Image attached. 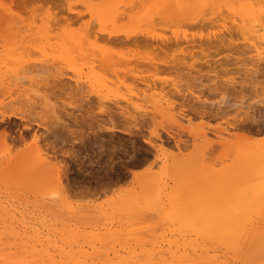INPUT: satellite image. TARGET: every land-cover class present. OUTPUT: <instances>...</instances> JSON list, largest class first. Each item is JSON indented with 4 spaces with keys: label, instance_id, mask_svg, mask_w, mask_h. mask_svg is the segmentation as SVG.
I'll return each instance as SVG.
<instances>
[{
    "label": "rangeland",
    "instance_id": "374dc122",
    "mask_svg": "<svg viewBox=\"0 0 264 264\" xmlns=\"http://www.w3.org/2000/svg\"><path fill=\"white\" fill-rule=\"evenodd\" d=\"M71 1L69 3L73 2L76 8L68 2L70 7L67 6L65 0H0V232H3V223L9 226V218L25 214L26 218L33 216L44 225L45 232L52 229L50 233L59 239L58 245H64L65 251L70 248L86 252L98 249L103 259V254L104 257L107 254V258L113 256L112 250H118L119 256L134 252L148 256L153 250L160 249L166 257L169 256L168 249H203L218 255L219 261L250 264L245 259L248 250H253L250 242H246L247 246L239 243L238 250L232 252L228 247H215V250L204 221L202 228L199 219L196 229L187 231L178 225L169 227L154 211L137 214L133 209L125 213L122 201L138 198L141 206L143 196L152 192L145 189L148 180L158 182L159 188L167 183L164 192L175 193L178 189L174 169L194 161V170L197 168V173H204L205 179L197 194V197L203 195L200 199H205L200 201L196 197L195 200L206 203L209 196L205 195L216 185L220 188H215L218 194L214 202H219L217 206L220 205L221 211L234 200L237 207L248 200L247 209L251 212L245 217L253 222L246 224V230L255 235L262 227L260 233L263 235L258 234L264 237V176L239 182L236 172L241 160L234 152L241 146L264 147V0H208L211 2L208 6L190 4L176 12H167V6L156 5L155 0L140 5L134 1L137 6L132 2L133 6L125 7L132 8V11L128 10L131 13L124 7L119 8L122 13L117 11L116 21L122 20L120 23L108 21L109 29L107 24H104L105 28L94 22L91 29L93 24L87 18L84 0ZM114 1L118 8L120 0ZM130 1L125 0L126 3ZM147 4L153 7L151 12L156 13L154 21L151 12L146 11ZM139 12L145 17H138ZM83 29H88V33L93 29L100 33L92 32L96 38L92 36L80 46L83 42L80 40L87 32ZM93 48L98 52L95 53ZM89 49L94 51L93 54ZM99 56L102 59L108 57L109 60H105L115 61L117 65L109 66L107 61L108 66L105 61L101 65ZM253 71L256 72L253 74ZM35 74L38 78L33 77ZM143 89L146 90L145 97L133 95ZM17 95L19 98H15ZM27 96L33 103L29 111L26 108L31 103ZM128 97H133L131 102L139 106L138 112L130 111L133 109L125 101ZM11 98L19 99V103L26 101V104L22 103L25 113L18 101ZM9 100L16 104L13 107L11 103L7 105ZM158 105L159 108H154ZM170 108L174 111L165 114L164 109ZM16 112L22 117L19 120L10 117ZM4 116H8L7 119H3ZM173 116H183L182 128L175 127L171 120ZM22 131L24 137H18L22 136ZM17 137L22 141L19 142ZM33 142L44 151L47 165L43 168V164L34 161ZM17 153L21 155L15 159ZM55 167L65 171L60 174L63 187L60 193L53 192L57 195L51 199L50 193L55 189L49 193V187L52 189L54 185L52 175L55 173L52 171ZM228 171L232 179L228 178ZM221 175L226 185L232 180L227 188L233 187L232 184L239 186L236 183L242 185L235 187L237 190L230 188L231 194L229 189L221 188L224 183ZM247 184L250 187L245 191ZM226 191V195L222 194ZM227 194H231L233 200ZM237 198L242 203L239 204ZM251 198L257 200L252 203ZM219 208L215 212L214 203L215 215L219 214ZM257 211L262 212L258 214ZM197 213L201 217L206 215L200 210ZM138 232H145L147 236ZM259 236L256 234L255 237L258 239ZM243 251L246 252L242 254ZM54 252L57 254L59 250Z\"/></svg>",
    "mask_w": 264,
    "mask_h": 264
},
{
    "label": "bare ground",
    "instance_id": "6f19581e",
    "mask_svg": "<svg viewBox=\"0 0 264 264\" xmlns=\"http://www.w3.org/2000/svg\"><path fill=\"white\" fill-rule=\"evenodd\" d=\"M66 2V4H67V2H68V4H71V5H73L74 6V3L72 2V3H69V0L67 1V0H65ZM134 1H136V2H138L139 4H137V5H140V4H142V3H144V2H146L147 0H131L130 2H128V3H126L125 2V0H120V1H118V3L119 2H121L120 3V5H119V7L117 8L116 7V5L117 4H115V1L114 0H84V6H85V11H86V14H87V18L89 19V21L92 23V22H94L96 25H99V26H104L105 27V25L104 24H107L106 25V27L107 26H110V24L109 23H107L108 21H111V22H116V23H120V20H122V19H120L119 20V22H117L116 20L118 19V17H119V15H117L118 13H117V11L119 12V8L121 7V8H123L124 7V9H125V7L126 6H128V4L129 5H132L133 6V4L135 3ZM154 1V0H153ZM132 2H134L133 4H131ZM155 2H157V4L155 3ZM154 3L156 4V5H162V4H165L166 6H167V12H170V11H173V12H176V10H180V8H182V7H185V6H188V5H190L191 4V6L192 5H194V6H208L211 2L210 1H208V0H155L154 1ZM65 4V5H66ZM67 4V6H69ZM78 4V3H77ZM149 4H150V2H149ZM149 4H147V5H149ZM78 5H81L80 3L78 4ZM135 5H136V3H135ZM136 5V6H137ZM151 5V4H150ZM150 5L148 6V8H147V12L149 11V12H151V8H153L152 6L150 7ZM83 6V7H84ZM219 6H220V4H219ZM70 7V6H69ZM129 7V6H128ZM127 7V8H128ZM131 7V6H130ZM135 7V6H134ZM145 7H147L146 5H145ZM71 8H72V6H71ZM73 8H76L75 6L73 7ZM72 8V9H73ZM125 9V10H127V12H128V10L130 11H132V8L130 9V8H128V9ZM141 8H143V7H141ZM206 8V7H205ZM146 9V8H145ZM158 8H156L155 9V11L157 10ZM68 10V9H67ZM182 10V9H181ZM204 10V9H203ZM68 11H70V10H68ZM154 11V12H155ZM124 12V11H123ZM126 12V11H125ZM157 12V11H156ZM160 11H158V13H159ZM76 13H77V11H76ZM76 13H74V14H76ZM79 13H80V11H79ZM119 13H122L121 11L119 12ZM128 13H131V12H128ZM133 13V12H132ZM78 14V13H77ZM76 14V15H77ZM85 14V13H84ZM127 14V13H126ZM151 16H154L155 14H153V12H151ZM78 15H80L81 16V13L80 14H78ZM124 15V13L122 14V16ZM138 17H145V16H143L142 15V13H138ZM161 15H163L162 13H161ZM86 16V15H85ZM125 16V15H124ZM137 15H135V17H136ZM82 17H83V13H82ZM127 17H128V14H127ZM126 17V18H127ZM131 17V16H130ZM133 17V16H132ZM158 17H159V15H158ZM161 18H163V16H160ZM159 17V18H160ZM166 17V16H165ZM167 17H168V15H167ZM80 17L78 16V19H79ZM154 18V19H153ZM153 18H151L153 21L156 19V17L154 16ZM170 18V17H169ZM263 18V17H262ZM125 19V18H124ZM123 19V20H124ZM135 19V18H134ZM171 19V18H170ZM128 20V19H127ZM131 20H132V18H131ZM152 20H150V21H152ZM166 20H169L168 18L166 19ZM129 21V20H128ZM134 21V20H133ZM132 21V22H133ZM160 21V20H159ZM170 21H172V20H170ZM89 22V23H90ZM126 23H128L127 21H125ZM129 23H130V21H129ZM147 23V22H146ZM93 24V23H92ZM92 24H90V25H92ZM95 24H93L92 26L93 27H91V29L92 28H94V25ZM109 24V25H108ZM131 24V23H130ZM133 24V23H132ZM149 24H150V22H149ZM260 24V23H259ZM89 25V24H88ZM89 25V26H90ZM144 25V24H143ZM147 25V24H146ZM103 27V28H104ZM105 27V28H106ZM148 27H149V25H148ZM87 28H89L90 29V27H88L87 26ZM150 28V27H149ZM107 29H109L108 27H107ZM113 29H115V27H113ZM84 30V29H83ZM86 30V29H85ZM84 30V31H85ZM94 30V29H93ZM92 30V32H95V30L93 31ZM101 30H104V29H101ZM87 32H85L86 34H85V36H79V38L80 37H82V40H80V42H82V43H80V46H81V44H86L85 42H87L89 39H90V37H94V38H96L95 37V35H93L92 34V32L90 33H88V29L86 30ZM97 33H98V31H96ZM96 32H95V34H96ZM100 33V32H99ZM98 33V34H99ZM97 34V35H98ZM105 34H107L108 35V33H105ZM115 35V34H114ZM109 36H111V34H109ZM113 36V35H112ZM154 36V35H153ZM152 36V37H153ZM129 37V36H128ZM83 38H84V40H83ZM160 38H163L162 36H160ZM81 39V38H80ZM85 39H86V41H85ZM178 39V36L176 37V40ZM95 40V39H94ZM96 41H97V39H96ZM79 47V46H78ZM78 47H76V48H78ZM81 48H83V46L81 47ZM91 48V47H90ZM95 48V47H94ZM93 48V50L95 51V53L96 52H98L97 51V48H96V50ZM86 49V48H85ZM92 49V48H91ZM90 50V49H89ZM78 51V50H77ZM84 51V50H83ZM90 51H92V50H90ZM89 51V52H90ZM94 51H92L91 53L93 54V52ZM84 52H87L88 53V51H84ZM91 53H89V54H91ZM80 54V53H79ZM86 54H84V56H85ZM82 56V55H81ZM260 57V56H259ZM103 57H101V56H99V59H101L99 62H101L102 63V61H103V63H105L107 60H105V59H108V57L107 58H105V59H102ZM261 58V57H260ZM258 60H261V59H259V58H257ZM109 60V59H108ZM111 60V59H110ZM114 60V59H113ZM257 60V61H258ZM105 61V62H104ZM117 61V60H116ZM108 62V61H107ZM107 62H106V66H116L117 65V63L114 61V62H108V65H107ZM258 62H260V61H258ZM103 63L101 64V65H103ZM261 64H262V62H261ZM256 66H257V64H256ZM259 66V65H258ZM264 66V65H263ZM260 67H262V66H260ZM257 68V67H256ZM43 70V69H42ZM41 69H40V71H42ZM45 70V69H44ZM254 70H258V69H254ZM35 71V70H34ZM33 72V71H32ZM31 72V73H32ZM36 72H38V70L36 71ZM36 72H34V73H36ZM44 73H45V71H43ZM254 72H256V71H253V74H254ZM30 73V72H29ZM33 74V73H32ZM39 75L41 74V72L40 73H38ZM43 74V73H42ZM97 74V73H96ZM30 75V74H29ZM28 75V76H29ZM35 75H36V77H35ZM35 75H33V77L34 78H38L37 77V74H35ZM38 75V76H39ZM89 75V74H88ZM103 75V74H102ZM27 76V75H26ZM98 78H99V76H98V74L96 75ZM43 77H46V76H41L40 78H43ZM25 78V77H24ZM27 78V77H26ZM39 78V79H40ZM21 79H23V77H21ZM20 78H19V81L18 82H20V80H21ZM38 79V80H39ZM45 79V78H44ZM82 79V78H81ZM102 79V78H101ZM103 79H104V77H103ZM24 80V79H23ZM42 80V79H41ZM47 80H48V78H47ZM50 80V79H49ZM48 80V81H49ZM83 80V79H82ZM14 81V80H13ZM17 81V80H16ZM27 81H28V79H27ZM104 81H105V79H104ZM17 82V83H18ZM24 82V81H23ZM50 82V81H49ZM89 82H91V81H89ZM104 84V83H103ZM85 85V84H84ZM106 85V84H105ZM107 87H111V86H107ZM118 87V86H117ZM121 87V85L119 86V88ZM84 88H85V86H84ZM87 88V87H86ZM115 88V87H114ZM122 88V87H121ZM112 90V89H111ZM117 90V89H116ZM121 90V89H120ZM132 90V89H131ZM119 91V90H118ZM132 91H134V90H132ZM113 92H114V90H113ZM120 92V91H119ZM135 92V91H134ZM159 92H161L162 93V91L160 90ZM118 93V92H117ZM122 93V92H121ZM121 93H119L120 94V96H122L123 95V98L125 97L124 96V94H122L121 95ZM160 93V94H161ZM119 94H117V96L119 95ZM98 95V94H97ZM96 95V96H97ZM101 95V94H100ZM133 95L134 96H139V95H142V97H145L146 96V90L145 89H143V90H141V92L140 93H133ZM162 95V94H161ZM20 96V95H19ZM19 96L17 95V97H15V98H19ZM102 96H104V94L102 95ZM101 96V97H102ZM151 96V95H150ZM109 97V96H108ZM140 97V96H139ZM164 97V96H163ZM28 98H31V97H29V96H27V101H28ZM133 98V97H132ZM132 98L131 97H128L125 101L126 102H129L128 103V105L133 109V110H131L130 109V111L132 112V113H135V112H138V110L137 109H140L139 108V106H137V105H135L134 104V102H131V100H132ZM12 99V98H11ZM25 99V98H24ZM162 99V98H161ZM13 100H15V102H17L18 101V103H19V99H12V101ZM17 100V101H16ZM136 100V99H135ZM167 100V99H166ZM10 101V102H9ZM9 101H6L7 102V105H9L10 103H11V105H12V107H13V104H16L15 102H13V104H12V101L11 100H9ZM21 101H23V99L21 100ZM20 101V102H21ZM137 101V100H136ZM168 101V100H167ZM166 101V102H167ZM24 102V104H26V101L24 100L23 101ZM23 102H21V103H19L20 105H21V108L23 109V107L22 106H25V105H23L22 103ZM32 102V100L29 102L28 101V103H31ZM169 102V101H168ZM119 103V102H118ZM137 103V102H136ZM33 103H31V104H27L28 106V108H26V110H28L29 111V108L31 107V105H32ZM34 104H35V102H34ZM157 104H158V102H157ZM170 104V103H169ZM6 105V104H5ZM11 105L10 106H8V108H9V110H10V107H11ZM155 105V104H154ZM171 105V104H170ZM30 106V107H29ZM33 106V105H32ZM123 106V105H122ZM6 107V106H5ZM130 107H128V108H130ZM142 107V106H141ZM148 107V106H147ZM160 106L158 105V106H155L154 108H159ZM7 108V109H8ZM32 109V108H31ZM142 109V108H141ZM151 109V108H150ZM19 110H21L20 108H19ZM123 110V109H122ZM128 110V109H127ZM155 110V109H154ZM157 110V109H156ZM158 110H162V109H158ZM164 110H166V111H164V113L165 114H168V113H170V112H173L174 110L172 109V108H170V109H164ZM23 112H24V109L22 110ZM21 111V112H22ZM33 111V110H32ZM125 111V110H124ZM129 111V110H128ZM129 111V112H130ZM141 111V110H140ZM143 111H145V110H143ZM15 112V111H14ZM155 112H157V111H155ZM264 112V111H263ZM18 112H16V113H12L11 115H10V117L12 118V117H14V118H22V117H19L18 116V114H17ZM25 113V112H24ZM17 114V115H16ZM140 114V113H139ZM7 115V114H6ZM32 115H34V113L32 114ZM31 115V116H32ZM130 115H131V113H130ZM133 115V114H132ZM173 115V114H172ZM261 115V114H260ZM6 116H4L3 117V119L5 118ZM8 117V116H7ZM7 117H6V119H7ZM9 117V118H10ZM23 117H25V116H23ZM13 118V119H14ZM172 119V122H173V124L175 125V127H177V128H182V122H183V116H178V117H171ZM23 119H25V118H23ZM30 119V118H29ZM1 120V119H0ZM12 120V119H11ZM19 120V119H18ZM28 120V119H27ZM33 120V119H32ZM36 120H37V118H36ZM16 121V120H15ZM28 121H30V120H28ZM260 121H261V119H260ZM84 122V121H83ZM259 122V121H258ZM14 123V122H13ZM26 123V122H25ZM25 123H24V125H25ZM28 123V122H27ZM2 124V123H1ZM6 124V123H5ZM23 124V123H22ZM32 124V123H31ZM87 124V123H86ZM85 123H84V125H86ZM116 124V123H115ZM29 125V124H28ZM114 125V124H113ZM260 125V124H259ZM5 126V125H4ZM3 126V127H4ZM100 126V125H99ZM260 126H262V125H260ZM110 127V126H109ZM8 128V127H7ZM25 128H28L27 127V125L25 126ZM91 128V127H90ZM92 129V128H91ZM95 129H97L96 127H95ZM259 129V128H258ZM4 130V129H3ZM7 130V129H6ZM9 130V129H8ZM19 130H21L20 128L18 129V131ZM104 130V129H103ZM23 131H24V128H23ZM22 131V136H18V137H24L23 136V132ZM96 131V130H95ZM99 131V130H98ZM27 132H28V129H27ZM29 132H30V130H29ZM110 132V131H109ZM113 132H115V131H113ZM13 133V132H12ZM17 133V132H16ZM26 133V132H25ZM33 133H35V132H33ZM108 133V132H107ZM192 133H194V135H196V132H191V134ZM5 134H6V132H3L2 133V135L3 136H5ZM30 134H31V132H30ZM82 134V133H81ZM95 134L96 135H98V133H96L95 132ZM111 134V133H110ZM114 134V133H113ZM19 135H21V132H20V134ZM33 135V134H32ZM36 135V134H35ZM193 135V136H194ZM7 136H8V132H7ZM37 137H38V135H36ZM199 136H200V134H199ZM6 137V136H5ZM17 137V138H18ZM35 137V136H34ZM97 137V136H96ZM89 138V137H88ZM3 139H4V137H3ZM6 139V138H5ZM11 139V138H10ZM18 139H20V138H18ZM18 139H16V140H18ZM22 139V138H21ZM19 140V142H21L22 140ZM80 139V138H79ZM162 139V138H161ZM16 140H14V141H16ZM158 140V139H157ZM4 141V140H3ZM14 141H12V143L14 142ZM24 141V140H23ZM80 141H81V139H80ZM83 141V140H82ZM96 141V140H95ZM150 141V140H149ZM85 142V141H84ZM163 142V141H162ZM14 144V143H13ZM39 144V143H38ZM157 144V143H156ZM12 145V144H11ZM16 145V144H15ZM21 145V144H20ZM31 145V144H30ZM32 146V148L34 149L33 151H35V159H34V161H36L37 162V164L38 165H40V164H43V166L41 167V168H43L44 167V165H47L45 162H44V157H43V150L42 149H40V148H38L37 146H36V143H34L33 142V145H31ZM81 146V145H80ZM82 146H84V144L82 145ZM257 146V145H256ZM263 146V145H262ZM85 147V146H84ZM259 147V146H258ZM12 149V148H11ZM25 149V148H24ZM236 149H238L237 150V152L235 151V149H234V152L236 153V154H238L237 156L239 157V160H241L240 161V164H239V167H238V169H237V171L238 172H236L237 173V175H238V178H239V182H244L245 180H247L249 177L251 178V179H255V180H258V179H260V178H258V177H261V175L262 176H264V147L263 148H257V147H243V146H241V147H238V148H236ZM233 150V149H232ZM21 151V150H20ZM32 151V150H31ZM12 153V152H11ZM24 153V152H23ZM18 154V153H17ZM21 155V153L20 154H18V155H16L15 156V159L18 157V156H20ZM230 156H231V154H229ZM23 156V155H22ZM236 157V156H235ZM19 158V157H18ZM22 158V157H21ZM23 158H25V157H23ZM230 159V158H229ZM232 159V158H231ZM21 160V159H20ZM236 160V159H235ZM17 161H19L18 159H17ZM232 161V160H231ZM33 163V162H32ZM229 163H230V161H229ZM30 164V163H29ZM35 165V164H34ZM36 166V165H35ZM65 167V166H64ZM41 168L39 169V170H41ZM60 168V167H59ZM62 168V167H61ZM194 168H195V162L194 161H192L191 163H189L188 165H186L185 167H176L174 170H172V171H174V172H177V189H178V191H175V193H171V194H169V193H165L164 191L166 190V188H167V183H164L165 185H162V187L160 186V188H159V185L157 184V183H154V182H152V181H150V180H148V184H145V189L147 190V191H152L151 192V194L149 193L148 195H146V196H143V204L140 206L139 205V203H138V198L137 199H133V198H129V199H124L123 201H122V205L124 206V211H125V213H130V211L132 212L133 211V209L135 210V212H137V214H138V212H140V211H146V210H148V212L149 211H154V212H156L157 213V215H158V217H159V219L163 222V223H166V224H168V226L170 227V226H172V225H178V227L180 228V229H185L186 231L187 230H192V229H194L195 227H196V224L199 222V219L201 220L200 222H201V224L203 223V221H204V225H205V227H206V232L209 234V238H210V242L213 244V246L214 247H212V248H214L215 249V247L217 248V247H223L224 249H226V247H228V248H230V249H232V250H230L231 252L233 251V249L236 251V250H238L237 249V247H240V245H241V243H245V245H246V242L248 243V242H250L251 243V247H252V249L253 250H248L249 251V253L247 254V256H246V261L248 260L249 261V263L250 264H264V242H263V239H264V237L262 236H259V234H262V233H260V230H263L262 229V227H261V229L260 230H257L258 232H256V234H257V236H259V238L257 239V237H255L256 236V234L254 235V233H253V231H252V233H251V231H250V233L248 232V230H246V228H247V226H246V224L248 223V222H250V221H252L253 219H251L250 221H249V219H247L246 217H248V216H246L245 217V215L246 214H248V215H250L248 212H251L250 210L248 211V209H247V207L249 208V202H248V200H246L245 202L244 201H242L240 198H241V196H240V198H237V199H240V200H238L237 202L240 204V202L242 201L243 203H245V204H241L239 207H237L236 205H235V200L234 201H232L233 200V196H229V195H231L232 194V190H230V188L232 189V188H237V187H239V186H241L242 184H240V183H236V184H239V186H235L234 187V185L232 184V186L233 187H229V188H227L228 186L227 185H229L230 183H232V180L230 181H228L227 182V185H226V183H225V181L222 179V175H221V179H222V181H224V183H223V185H226V186H224L223 187V185H221V188L223 189V188H226V189H229V193H230V191H231V194H227L228 196H229V198H232V203H231V205H230V203H228V205H226L225 207H224V211H223V209H222V211L220 210V208H219V206H217V204H219V202L218 203H216V202H214V200L217 198L216 197V195L218 194L217 193V191L216 190H218V189H216L215 190V188L217 187V185H216V187H214L213 188V186H212V188L211 189H209L208 190V188H206L207 190H208V195H205V196H209L208 197V199H207V201H206V203L204 202V204H203V202H200L199 203V201H197V200H195V198L197 197V194H198V191H199V189H200V187H201V185L205 182V179H204V177H203V174L204 173H197L198 172V170H197V168L194 170ZM177 169V170H176ZM197 170V171H196ZM225 170V169H224ZM63 171H65L64 169L63 170H61V169H58V167H55V169L52 171V173L54 172L55 174L54 175H52V176H54V178L52 179V180H54V185H52V189H50V187H49V193H50V191L51 190H54L55 189V191H52V193H50L51 195H50V197L51 196H56L57 194H55L56 193V191L57 192H59L60 193V191L59 190H61V188L63 187L62 185H60V184H62V182H60V174H62V172ZM67 171V170H66ZM137 171V170H136ZM171 171V172H172ZM195 171V172H194ZM34 172V171H33ZM60 172V173H59ZM220 172V171H219ZM219 172L217 173V174H215V175H218L219 174ZM229 172V171H228ZM222 173V172H221ZM224 173H226V170L224 171ZM40 174H42V172H40ZM64 174V173H63ZM62 174V175H63ZM174 175L176 174V173H173ZM207 174H208V171H207ZM206 174V175H207ZM227 174V173H226ZM212 175V174H211ZM208 176H210V175H208ZM207 176V177H208ZM40 177V176H39ZM65 177H66V175H65ZM219 177V176H218ZM230 177V172H229V176H228V178ZM63 178V177H62ZM220 178V177H219ZM228 178H227V180H228ZM231 178V177H230ZM258 178V179H257ZM232 179V178H231ZM51 179H50V181H52ZM209 180H211V179H209L208 178V182H209V184H210V182L211 181H209ZM213 181V180H212ZM237 181V182H238ZM254 181H252V183H253ZM264 182V181H263ZM50 183V182H49ZM49 183H48V185H49ZM208 184V185H209ZM170 185V184H169ZM212 185H214L215 186V184L214 183H212ZM219 185V184H218ZM246 185V184H245ZM31 186V185H30ZM174 186V185H173ZM203 186V185H202ZM229 186H231V184L229 185ZM210 187H211V185H210ZM245 187V186H244ZM243 187V188H244ZM250 186H249V184H247V186L245 187L246 189H245V191H247V188H249ZM58 190H57V189ZM217 188H220L219 186L217 187ZM235 188V189H236ZM176 189V188H175ZM202 189H204V187L202 188ZM234 189V190H235ZM241 189V188H240ZM253 189V188H252ZM260 189V188H259ZM64 189H62V191H63ZM237 190V189H236ZM238 190H239V188H238ZM243 190V189H242ZM251 190V189H250ZM61 191V192H62ZM180 191V192H179ZM220 191H222V190H220ZM220 191H218V192H220ZM53 192H55V193H53ZM64 192V191H63ZM228 191H226V192H224V193H222V194H225V193H227ZM235 192V191H234ZM58 193V194H59ZM202 193L203 194H207V193H205V191H202ZM241 193H243L242 191H241ZM54 194V195H53ZM237 194V193H236ZM240 194V193H239ZM258 194H260V193H257V195ZM59 195H63L62 193L61 194H59ZM182 195V196H181ZM226 195V194H225ZM242 195V194H241ZM199 197H197L198 199H200L201 197L200 196H203V195H201V194H199L198 195ZM219 196L220 197H222V195H220L219 194ZM262 196H264V195H262ZM58 197V196H57ZM65 197V196H64ZM219 197V199L221 200V198ZM256 197V196H255ZM254 197V198H255ZM226 198V197H225ZM228 198V197H227ZM261 198V197H260ZM51 199H52V197H51ZM202 199H205V197L204 198H202ZM202 199H200V201L202 200ZM253 198H251V201H252V203L253 202H255L257 199H253ZM55 200V199H54ZM225 200H228L229 201V199H225ZM167 201V202H166ZM217 201V200H216ZM222 201H224L223 200V197H222ZM222 201H221V203H222ZM260 201V200H259ZM224 202H226V201H224ZM230 202V201H229ZM241 202V203H242ZM249 203V204H247V203ZM261 202V201H260ZM214 203L216 204V209H215V212L217 211L218 212V209L217 208H219V214L217 213V215H215V213H214V210H213V208H214ZM237 203V204H238ZM251 203V205H252V209H253V207H254V204H252ZM227 204V203H226ZM225 205V204H224ZM257 205V204H256ZM260 205V204H259ZM262 205V204H261ZM223 206V204L221 205V207ZM24 208V207H23ZM260 208H261V206H260ZM22 209V208H21ZM195 209L197 210V212H199V210H200V212H201V214H206L204 217L202 216H200V214L199 213H195ZM260 210V209H259ZM115 211V210H114ZM253 211H255L254 209H253ZM147 212V213H148ZM221 212V213H220ZM247 212V213H246ZM256 212V211H255ZM258 212V211H257ZM259 212H262V211H259ZM259 212H258V214H259ZM35 213V212H34ZM18 214V213H17ZM22 214V213H21ZM29 214H32V213H29ZM118 214V213H117ZM150 214V213H149ZM151 214H153V213H151ZM252 214H254V212L252 213ZM263 214H264V210H263ZM262 213H260V215H261V217H262V215H263ZM119 215V214H118ZM135 215V214H134ZM197 215V216H196ZM260 215H259V217H260ZM15 216V215H14ZM148 216V215H147ZM257 216V215H256ZM143 217V216H142ZM5 218V217H4ZM108 218V217H107ZM133 218V217H132ZM138 218V217H137ZM140 218V217H139ZM262 218H264V215H263V217ZM44 219V218H43ZM136 219V218H135ZM143 219V218H142ZM148 219V218H147ZM154 219H155V216H154ZM261 219V218H260ZM9 220L10 221H8L9 222V226H7V225H4V223H3V232H0V264H234V263H232V262H227V261H219V256L218 255H215V254H213V253H211V254H209L210 252H208L207 250H203V249H191L190 251H186V250H182V251H180V250H178L177 248H175V249H168V251H169V256H166L165 257V255H164V251H162V250H160V249H158V250H153L152 252H151V254H149L147 257L145 256V255H143L142 254V256H141V254L139 255L138 253H135L134 251L135 250H133V254L131 255H125L126 254V252L124 253V255L126 256H119L118 254V250H112V254H113V256H111L110 258H107V254L105 255L106 257H104V254H103V259H101L100 257H101V253H100V251L98 250V249H96V250H92V251H89V252H86V251H84V250H72L71 248L68 250V251H65V249L63 250V246L64 245H62V247H60L59 245H61V244H59L58 245V240H57V238L55 239V238H53V234L52 233H50V231L52 230H48V231H44V225H40V223L38 222V221H36V220H34L33 219V216H32V218H26V215L25 214H22V215H20V217H11V219L9 218ZM206 220V221H205ZM263 220V219H262ZM4 222H7V220H3ZM108 221V220H107ZM124 221V220H123ZM148 221V220H147ZM7 222V223H8ZM98 222V221H97ZM153 222V221H152ZM199 222V223H200ZM253 222V221H252ZM118 224H122L123 225V223L122 222H117ZM116 223V224H117ZM151 223V222H150ZM157 223V222H156ZM205 223H207V225L205 224ZM106 224V223H105ZM139 224V223H138ZM137 224V225H138ZM153 224H154V222H153ZM203 224L201 225V228H202V226H203ZM115 225V224H114ZM121 225V226H122ZM127 225V224H126ZM143 225V224H142ZM145 225V224H144ZM249 225H250V223H249ZM253 225V224H252ZM112 226V225H111ZM131 226V225H130ZM167 226V227H168ZM137 227V226H136ZM252 227V226H251ZM138 228V227H137ZM143 228V227H142ZM164 228V227H163ZM166 228V227H165ZM172 228V227H171ZM174 228V227H173ZM254 228V227H253ZM109 229H111L110 227H109ZM113 229V228H112ZM131 229V228H130ZM145 229V228H144ZM196 229V228H195ZM256 229V228H255ZM117 230V229H116ZM165 230V229H164ZM172 230V229H171ZM179 230V229H178ZM198 230H200V229H198ZM204 230V229H203ZM249 230H250V227H249ZM252 230V229H251ZM162 231V230H161ZM180 231L181 230H179L178 232L180 233ZM202 231V230H201ZM205 231V230H204ZM143 232V231H142ZM163 232V231H162ZM185 232V231H184ZM183 232V233H184ZM72 233V232H71ZM138 233H141V232H138ZM145 233V232H144ZM142 234V235H146V234ZM168 233V232H167ZM198 233H200V232H198ZM204 233V232H203ZM259 233V234H258ZM264 233V232H263ZM65 234V233H64ZM133 234V233H132ZM159 234V233H158ZM185 234H186V232H185ZM187 234H190L189 232H187ZM195 234V233H194ZM68 235H69V233H68ZM107 235V234H106ZM139 235V234H138ZM142 235L140 236V237H142ZM181 235H183V234H181ZM263 235V234H262ZM147 236V235H146ZM120 237V236H119ZM134 237H135V235H134ZM139 237V236H138ZM137 237V238H138ZM139 237V238H140ZM151 237V236H150ZM153 237V236H152ZM161 237V236H160ZM159 237V238H160ZM260 237H261V240H260ZM116 238V237H115ZM114 238V239H115ZM121 238V237H120ZM122 238H123V236H122ZM147 238V237H146ZM127 239V238H126ZM134 239V238H133ZM143 239V238H142ZM155 239V238H154ZM254 239H256V240H254ZM110 240V239H109ZM115 240H117V239H115ZM119 240V239H118ZM123 240H125V239H123ZM136 240V239H135ZM135 240H132V241H135ZM156 240V239H155ZM158 240V239H157ZM147 241H149V240H147ZM153 241V240H152ZM62 242V241H61ZM142 241H140V243H141ZM145 242V241H144ZM149 242H151V241H149ZM160 242V241H159ZM65 243H67V242H65ZM107 243V242H106ZM132 243V242H131ZM139 242H137V244H138ZM158 243V242H157ZM239 243H240V245H239ZM64 244V243H63ZM104 244V243H103ZM109 244V243H108ZM121 244V243H120ZM120 244H118V245H120ZM123 244V243H122ZM136 244V245H137ZM154 244V243H153ZM153 244H151V246H154ZM156 244V243H155ZM67 245V244H66ZM132 245V244H131ZM98 246V245H97ZM113 246V245H112ZM121 246V245H120ZM123 246H124V244H123ZM128 246H129V244H128ZM142 246V245H141ZM159 246V245H158ZM247 246V245H246ZM69 247V246H68ZM92 247V246H91ZM116 247V246H115ZM122 247V246H121ZM126 247V246H125ZM131 247V246H130ZM132 247H133V245H132ZM145 247V246H144ZM245 247V246H244ZM138 248V247H137ZM211 248V247H210ZM209 248V249H210ZM139 249V248H138ZM141 249H142V247H141ZM152 249V248H151ZM208 249V248H207ZM218 249V248H217ZM54 250H59V253H55L54 252ZM121 250H123V248L121 249ZM197 250V251H196ZM213 250V249H212ZM211 250V251H212ZM216 250V249H215ZM228 250V249H227ZM243 250V249H242ZM241 250V251H242ZM107 251V250H106ZM108 251H111V249L110 250H108ZM107 251V252H108ZM129 251V250H128ZM229 251V250H228ZM240 251V250H239ZM240 251V252H241ZM136 252H139L140 253V251H136ZM218 252V251H217ZM216 252V253H217ZM222 253H223V251H221ZM225 252V251H224ZM240 252H239V254H240ZM244 252H246V251H243V253L242 254H244ZM128 253V252H127ZM227 253V252H226ZM146 254H148V253H146ZM110 255V254H109ZM219 255H221L220 253H219ZM225 255V254H224ZM241 255V254H240ZM145 256V257H144ZM157 256V257H156ZM219 258V259H218ZM235 258V257H234ZM221 259H223V258H221ZM245 259H244V261H245ZM224 260V259H223ZM237 260V259H236ZM258 260V261H257ZM245 263V262H244ZM246 264V263H245ZM248 264V263H247Z\"/></svg>",
    "mask_w": 264,
    "mask_h": 264
}]
</instances>
